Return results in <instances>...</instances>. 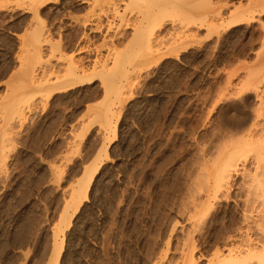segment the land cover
I'll return each instance as SVG.
<instances>
[{
    "label": "rangeland",
    "instance_id": "374dc122",
    "mask_svg": "<svg viewBox=\"0 0 264 264\" xmlns=\"http://www.w3.org/2000/svg\"><path fill=\"white\" fill-rule=\"evenodd\" d=\"M36 1L0 0V264L260 252L264 0Z\"/></svg>",
    "mask_w": 264,
    "mask_h": 264
},
{
    "label": "bare ground",
    "instance_id": "6f19581e",
    "mask_svg": "<svg viewBox=\"0 0 264 264\" xmlns=\"http://www.w3.org/2000/svg\"><path fill=\"white\" fill-rule=\"evenodd\" d=\"M38 1V0H37ZM36 1V2H37ZM88 1V0H87ZM118 1H124V0H92V2H93V4L94 5H97V4H105V6H107V5H109V6H111L112 7V9H110V10H112V11H115L116 12V15H118V13H119V10H118V5L116 4V3H118ZM126 2V4H125V6H127V8L130 6V5H132V4H134L135 2H147L148 4L150 3V4H154V5H157V4H160L163 0H125ZM166 2L164 3V4H166L167 3V1L168 2H170V1H172V0H165ZM179 1V0H178ZM207 1H209V0H207ZM35 2V1H34ZM45 2H48V1H45V0H39V3H37L38 4V7H40L41 5H43ZM174 2H175V0H174ZM177 2V1H176ZM208 3V2H207ZM210 4V3H209ZM70 5V4H69ZM120 5V4H119ZM129 5V6H128ZM173 5V4H172ZM125 6L123 7V8H125ZM149 6V5H148ZM75 7V6H74ZM79 7V6H78ZM78 7H76V10H78ZM42 8V7H41ZM122 8V13H121V11H120V14H121V16H120V18L121 17H123V13H125V10L127 11V9H123ZM149 8V7H148ZM141 9V8H140ZM152 9H154V8H152ZM37 10L38 9H36L35 11H34V13H35V15L37 16ZM81 10V9H80ZM110 10H109V12H110ZM237 10H240L239 8L237 9ZM237 10H235V11H237ZM111 13V12H110ZM135 13H137V17L142 21H148L149 19H151V18H153V17H155V16H158V15H160L161 14V12H160V10L158 11V12H156V11H153V10H143V11H139V12H135ZM166 14H167V12H165ZM58 14V13H57ZM165 14V15H166ZM99 16V15H98ZM119 16V15H118ZM117 16V17H118ZM241 16V15H240ZM97 17V16H96ZM136 17V16H135ZM98 18V17H97ZM236 18H238V17H236ZM96 19V18H95ZM134 19V18H133ZM137 19V18H136ZM234 19V18H233ZM38 20H39V18H38ZM204 20V19H203ZM236 20V19H235ZM40 21V20H39ZM84 21V20H83ZM82 21V22H83ZM87 21H88V19H87ZM91 21V20H90ZM99 21V20H98ZM134 21V20H133ZM136 21V20H135ZM95 23H97V22H95ZM93 24V23H92ZM111 24V23H110ZM88 25H90L89 23H87V22H85L83 25H82V29H83V33H82V39H83V41L84 40H87L89 37L88 36H90V35H88L86 32H88V33H95V32H100L101 31V26L100 25H98V24H94V27L93 28H89L88 27ZM144 25V24H143ZM120 27L122 28V27H124L123 25H120ZM120 28V29H121ZM108 30H110V27L109 28H107ZM105 30V29H104ZM137 30V29H136ZM140 30H141V28H140ZM82 31V30H81ZM138 31V30H137ZM136 31V32H137ZM137 33H139V32H137ZM140 33H141V31H140ZM136 34V33H135ZM126 34H125V32L123 31V30H121V31H117V33L115 34V37H117L119 40H122L123 38H124V36H125ZM143 34L141 33V35H139L138 34V36L140 37V36H142ZM33 36V35H32ZM79 36V35H78ZM80 37V36H79ZM135 37V36H134ZM138 37V38H139ZM141 38H143V37H141ZM34 39V38H33ZM147 39V38H146ZM35 41V40H34ZM124 41V40H123ZM122 41V42H123ZM134 41V40H133ZM140 41V38H139V40L138 39H136V42H133V45H134V43H137L138 42V46L139 47H142V48H144L146 51H149L150 52V49L151 50H153V48L151 47L152 46V44L150 43L151 41H148V40H144V42H143V39H141V42H139ZM137 46V47H138ZM33 51H35L34 49H33ZM81 51H83V50H81ZM36 52V51H35ZM154 52V51H153ZM151 53V52H150ZM152 54V53H151ZM116 58V57H115ZM81 61L82 60H84V59H80ZM75 61V60H74ZM73 61V62H74ZM78 61H79V59H78ZM76 62H77V60H76ZM77 63H79V62H77ZM115 63H116V65L118 64V62H117V60H115ZM115 63H114V66H115ZM80 64H81V62H80ZM113 65V64H112ZM72 67H73V65H72ZM75 67V66H74ZM79 67H81V65L79 66ZM103 67V66H102ZM116 67V66H115ZM117 68V67H116ZM75 69H76V71H77V67H75ZM79 69H82V68H79ZM75 71V70H74ZM81 70H79V72H80ZM72 73V72H71ZM83 72H81V74H82ZM72 74H74V76L76 75L75 73H72ZM85 75V74H84ZM124 75V74H123ZM70 76V75H69ZM72 76V75H71ZM73 76V77H74ZM76 76H79L78 77V83H82V81L84 80L83 79V77H80V75L78 74V75H76ZM75 76V77H76ZM75 79H77V78H75ZM90 80V79H89ZM69 80H67L66 82H68ZM75 81V80H74ZM66 82H65V86H64V88L63 89H66L65 87L67 86L66 85ZM72 82V81H71ZM71 82H68V87L70 86L69 85V83L71 84ZM88 82V81H87ZM108 82V81H107ZM247 82V81H246ZM74 84H76V82L74 83ZM73 84V85H74ZM109 84V83H108ZM107 84V85H108ZM62 85V84H61ZM245 85V84H244ZM57 86V85H56ZM60 86V85H59ZM59 86H57V87H59ZM256 86V85H255ZM48 87V86H47ZM49 88V87H48ZM61 87H59V89H60ZM20 107V106H19ZM19 112V111H18ZM251 116V115H250ZM230 120V119H229ZM254 120V119H253ZM227 121V120H226ZM261 121V120H260ZM256 127V129H252L253 131H255V133H258V134H260V132L262 133V132H264V121L263 122H257V121H253V123L252 124H250V126L248 127L249 128V130H250V128L251 127ZM245 129V128H244ZM246 130V129H245ZM260 131V132H259ZM254 134V133H253ZM262 135V134H261ZM262 137V139H264L263 137H264V134H263V136H261ZM255 138V137H254ZM255 141V140H254ZM257 141H259V140H257ZM261 141V140H260ZM264 142V141H263ZM240 144V143H239ZM254 144V143H253ZM262 152V151H261ZM259 160H260V158H259ZM262 160V159H261ZM226 163H228V161L226 162ZM226 163L224 164L225 166H223L222 168H224V169H222L223 171H221V174H219L220 176L217 178V181H216V184H215V190L216 191H219L222 187H224L225 185H226V183H228V180H229V178L233 175V173L236 171V169H235V167H236V165L235 164H228V165H226ZM261 164V163H260ZM227 166V167H226ZM259 169V168H258ZM264 169V168H263ZM262 169V170H263ZM94 170H96V168L94 169ZM219 172V171H218ZM220 173V172H219ZM249 173V172H248ZM248 175V174H247ZM245 176V175H244ZM91 177H92V174H91ZM91 179V178H90ZM242 180V179H241ZM262 180V179H261ZM260 180V181H261ZM90 182V181H89ZM263 182V181H262ZM80 184V183H79ZM261 186V185H260ZM84 191V190H83ZM82 193V192H81ZM78 194V193H77ZM257 195V194H256ZM86 197V196H85ZM71 200V199H70ZM80 218V217H79ZM30 228V227H29ZM19 238V237H18ZM59 239V238H58ZM71 239H73V237L71 238ZM26 240V239H25ZM7 242V241H6ZM57 243V242H56ZM69 243H71V242H69ZM75 245V244H74ZM60 247V246H59ZM240 248V247H239ZM241 250V249H240ZM244 250V249H243ZM247 250V252H245V253H242L241 255H238V256H232V254H231V252L230 251H228V254H227V259L224 261L225 262V264H249V262L250 261H252L253 259H254V261H256V262H253V264H264V247L263 248H261V250H260V252H257V253H255V251H252V249H250V250H248V249H246ZM57 251H59V250H57ZM239 251V250H238ZM245 251V250H244ZM54 253V252H53ZM230 253V254H229ZM240 253V252H239ZM59 254V253H58ZM236 255V254H235ZM76 257V256H75ZM75 257H73V256H68V255H66V262L67 263H71V264H78L76 261H75ZM57 258V257H56ZM78 259V258H77ZM76 262V263H75ZM252 262H250V263H252ZM66 263V264H67ZM190 264H193V261L191 262L190 261Z\"/></svg>",
    "mask_w": 264,
    "mask_h": 264
}]
</instances>
